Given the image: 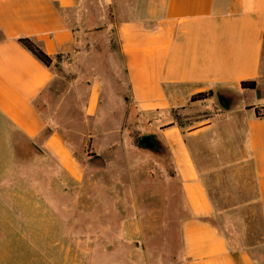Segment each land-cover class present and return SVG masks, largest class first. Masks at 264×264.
Masks as SVG:
<instances>
[{"label": "crops", "instance_id": "1", "mask_svg": "<svg viewBox=\"0 0 264 264\" xmlns=\"http://www.w3.org/2000/svg\"><path fill=\"white\" fill-rule=\"evenodd\" d=\"M101 49L105 57H93ZM109 76L170 163L175 264H264V0H0V122L14 136L72 162L41 111L67 93L73 109L83 97L86 120L101 115L102 93H123L108 88ZM249 81L255 90L241 88ZM225 183L241 194L235 205L212 196Z\"/></svg>", "mask_w": 264, "mask_h": 264}, {"label": "rangeland", "instance_id": "2", "mask_svg": "<svg viewBox=\"0 0 264 264\" xmlns=\"http://www.w3.org/2000/svg\"><path fill=\"white\" fill-rule=\"evenodd\" d=\"M99 37L98 49L105 41ZM102 69L114 74L111 66ZM111 87L123 93H102L103 113L92 119L80 111L83 97L73 109L67 93L58 94V108L56 99L52 110L41 111L59 127L70 163L55 162L0 122V264H175L178 202L170 163L160 147L138 148L153 133L148 119L109 76ZM220 189L226 192L212 196L221 204L240 200L229 184Z\"/></svg>", "mask_w": 264, "mask_h": 264}, {"label": "trees", "instance_id": "3", "mask_svg": "<svg viewBox=\"0 0 264 264\" xmlns=\"http://www.w3.org/2000/svg\"><path fill=\"white\" fill-rule=\"evenodd\" d=\"M17 42L27 50L37 61H39L43 66L50 67L52 64V58L49 57L36 43H34L29 38H20ZM241 88L245 90H255L256 85L254 82H241ZM212 94L210 92L207 93H200L194 95L190 98V102H201L211 98ZM140 141V140H139ZM138 141V142H139ZM138 146V143H137Z\"/></svg>", "mask_w": 264, "mask_h": 264}, {"label": "water", "instance_id": "4", "mask_svg": "<svg viewBox=\"0 0 264 264\" xmlns=\"http://www.w3.org/2000/svg\"><path fill=\"white\" fill-rule=\"evenodd\" d=\"M256 95L259 96L258 91H256ZM138 148L144 150H154V136L147 135L142 137L138 142Z\"/></svg>", "mask_w": 264, "mask_h": 264}, {"label": "flooded vegetation", "instance_id": "5", "mask_svg": "<svg viewBox=\"0 0 264 264\" xmlns=\"http://www.w3.org/2000/svg\"><path fill=\"white\" fill-rule=\"evenodd\" d=\"M158 148H159V146H158L157 142H156L155 139H154V150H156V149H158Z\"/></svg>", "mask_w": 264, "mask_h": 264}]
</instances>
